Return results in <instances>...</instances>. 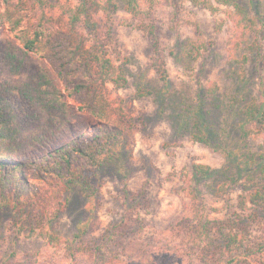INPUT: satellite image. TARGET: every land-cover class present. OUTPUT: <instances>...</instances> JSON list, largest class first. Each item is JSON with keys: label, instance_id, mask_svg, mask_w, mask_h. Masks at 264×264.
Returning a JSON list of instances; mask_svg holds the SVG:
<instances>
[{"label": "trees", "instance_id": "1", "mask_svg": "<svg viewBox=\"0 0 264 264\" xmlns=\"http://www.w3.org/2000/svg\"><path fill=\"white\" fill-rule=\"evenodd\" d=\"M213 2L227 9L235 45L246 55L250 51L259 69L264 0H200L208 8ZM45 3L0 0V27L7 24L19 41L0 40V74L4 75L0 80L1 206L15 207L44 188L75 190L94 203L103 175H114L123 183L130 175L129 146L119 125L122 114L111 106L104 85L108 81L126 84V68L108 56L95 34L98 24L93 13L123 11L149 17L156 0H78L68 10L69 21L82 22L94 33L91 46L48 17ZM142 26L155 36L152 26ZM246 59L239 68L233 60L230 86L221 89L215 80L206 86L198 82L194 99L188 93L170 92L165 72L161 87L137 86L138 95L154 97L157 117H167L174 138L188 136L222 157L218 167L191 165L183 186L190 201L208 210L204 192L214 195L224 187L243 191L234 207L228 205L226 214H221L222 208H213L214 214L198 212L194 221V212L193 222L187 223L195 247L204 252L197 264H250L264 254V236L252 234L258 212H264V78L253 92V77L248 73L254 72L245 69ZM78 111L90 113L96 122L72 136V117ZM259 138L263 142L256 143ZM124 193L128 199L126 184ZM70 201L65 196L63 207ZM248 205L251 213L243 214ZM53 215L43 211L42 221L46 220L40 232L51 246L62 241L53 229L57 213ZM85 230L79 228L72 241L79 240ZM105 264H116V260Z\"/></svg>", "mask_w": 264, "mask_h": 264}, {"label": "rangeland", "instance_id": "2", "mask_svg": "<svg viewBox=\"0 0 264 264\" xmlns=\"http://www.w3.org/2000/svg\"><path fill=\"white\" fill-rule=\"evenodd\" d=\"M77 3L46 0L45 12L87 46L97 36L112 61L126 68V84L116 86L108 81L104 85L111 106L122 114L119 125L129 146L130 175L125 183L114 175H103L94 203L75 190L44 188L15 207L0 205V264H105L109 259L116 264H197L204 252L195 247V236L187 223L193 222L194 212V221L198 212L214 214L213 208H222L221 214H226L228 205L234 207L243 191L241 187H224L214 195L204 192L208 210L190 201L183 186L191 165L218 167L222 157L188 136L174 138L167 117H157L154 97L138 95L137 86L161 87L165 72L170 92L188 93L194 99L198 82L206 86L215 80L221 89L230 86L233 60L239 68L246 56L244 66L254 72L248 74L253 77L252 91L256 93L260 78H264V43L256 70L253 54L242 53L233 41L227 9L214 2L208 8L200 0H156L149 17L98 11L93 13L98 24L96 36L82 22L70 23L68 10ZM142 25L152 26L155 36ZM0 40L19 44L7 24L0 27ZM72 122L73 136L88 130L96 117L78 111ZM261 142V138L256 141ZM65 196L71 200L66 208ZM46 209L52 216L57 213L53 229L62 238L57 245L47 244L40 234ZM242 213H251V207ZM258 213L252 234L261 237L264 212ZM82 227L85 234L72 241ZM250 264H264V254Z\"/></svg>", "mask_w": 264, "mask_h": 264}]
</instances>
